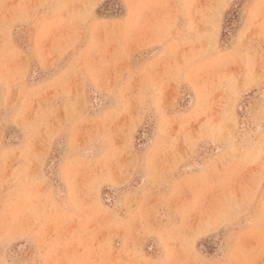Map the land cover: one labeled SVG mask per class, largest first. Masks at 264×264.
Listing matches in <instances>:
<instances>
[{"label":"rangeland","instance_id":"1","mask_svg":"<svg viewBox=\"0 0 264 264\" xmlns=\"http://www.w3.org/2000/svg\"><path fill=\"white\" fill-rule=\"evenodd\" d=\"M0 264H264V0H0Z\"/></svg>","mask_w":264,"mask_h":264}]
</instances>
